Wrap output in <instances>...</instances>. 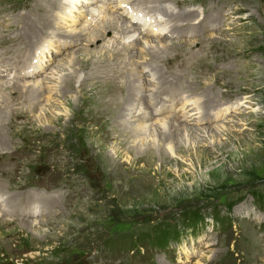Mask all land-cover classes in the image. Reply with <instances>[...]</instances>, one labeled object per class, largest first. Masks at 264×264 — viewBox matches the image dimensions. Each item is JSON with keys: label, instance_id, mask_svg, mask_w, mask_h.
<instances>
[{"label": "rangeland", "instance_id": "obj_1", "mask_svg": "<svg viewBox=\"0 0 264 264\" xmlns=\"http://www.w3.org/2000/svg\"><path fill=\"white\" fill-rule=\"evenodd\" d=\"M43 1L0 0V264H264V205L250 193L264 196V0H153L149 6L136 0L138 9L148 11L146 19L154 16L151 22L168 14L166 20L180 26L167 36L150 34L139 23L137 35L150 38L153 46L172 41L169 50L160 57L154 53L144 66L142 43L134 46L130 36L119 33L133 25L127 13L134 10L115 8L112 13L121 18L113 19L104 5L87 6L81 0L84 15L93 8L91 20L76 12L78 22L66 16L63 23L59 0ZM42 7L46 11L40 13ZM187 12H201L191 18L202 24L193 25L194 31L183 24ZM52 13L55 22L44 29L40 44L52 34L61 39L73 33L83 21L90 23L88 34L68 44L54 43L45 64L29 72L23 61L34 57L39 38L24 35L35 21L42 27ZM32 15L28 27L24 17ZM109 20L115 26L105 28ZM96 35L101 39L91 41ZM28 42L36 45L29 54ZM119 48L121 54L115 55ZM72 57L80 61L75 64ZM82 58L91 59L86 68ZM138 73L150 89L155 84L164 92L172 115H188L189 134L181 139L193 152L162 161L154 148L156 157L147 165L134 154L117 153L115 141L104 142L110 123L103 105L124 102L135 86L129 81H137ZM67 74L71 78L65 81ZM16 81L34 84L33 91L44 88L45 96L32 98V90L25 89L29 84L13 89ZM105 82L109 85H99ZM192 97L219 106L206 112V121H198L200 110L183 104ZM140 120L151 123L148 117ZM158 133L155 146L160 147L163 135ZM39 203L46 206L26 212ZM186 210H196L202 221L174 224L164 233V223H177ZM140 235L150 241L138 242Z\"/></svg>", "mask_w": 264, "mask_h": 264}, {"label": "bare ground", "instance_id": "obj_2", "mask_svg": "<svg viewBox=\"0 0 264 264\" xmlns=\"http://www.w3.org/2000/svg\"><path fill=\"white\" fill-rule=\"evenodd\" d=\"M49 1H52V0H44L43 2H49ZM58 1V0H57ZM81 0H59L58 1V4L56 7H63L64 10H62V14H61V19L63 20V23H65L64 21L67 20L68 18L66 16H70V19L71 21H74L76 18V15H72L73 13H80L81 16H84V17H87L88 20L90 19V17L93 16L94 11H93V8L89 9L88 11H86L88 14L87 15H84V12L82 10L84 6H79V3H80ZM88 3L86 4L87 6H92L94 4L96 5H104L105 7V12L106 13H109V15H111L112 11L116 8V9H122L121 11H123V9H126V11L128 12V10L132 9L135 11V13H131L129 11V13H127L128 15L130 14V18L131 20H129L130 22H132L133 25H130L128 26V24L126 25V27H124L123 29L119 30V33H120V36H123V35H127V36H130L132 39H133V43H134V46L135 45H139V43L141 44L140 45V53L142 54V56L140 57L142 59V61L140 62L141 65H143L142 63L145 61V64H148V62L146 61V59H149L148 57H154L153 55H155L154 53H156V55L158 57H160V54L162 55V53L164 51H167L170 49V45L172 44V41L170 42H167V41H163L162 44L160 43V45H157V46H153L155 44L151 43V39L150 38H144L142 37L141 35L138 36L137 35V30L136 29H139V23H143L144 25H147L148 28H149V32H153L155 33L156 31H159V34H166L167 36H169L170 34L168 33L171 32L173 33L174 35V32H175V28H178L180 27L179 24H173L172 20L167 19V15L163 18V17H157V21H155V19L153 20V22H151V17H154L153 15L149 14L150 17H148L147 19L145 18V16L147 15V10L143 9H138V6L141 5V4H138L136 3L135 1L136 0H117L118 2H116L115 4H112V3H109L108 1H102V0H86ZM143 1V4H145V6H149V4H152L153 3V0H142ZM112 2V1H111ZM135 3V7H134V4ZM47 5V4H46ZM49 5V3H48ZM66 7H65V6ZM50 6V5H49ZM86 7V6H85ZM48 8V7H47ZM144 8V7H143ZM50 9V8H49ZM87 9V8H86ZM97 9V8H96ZM102 10V9H101ZM153 10V9H152ZM150 10V11H152ZM165 10V9H164ZM46 11V7H42V11H40V13ZM154 11V10H153ZM83 12V14H82ZM114 12V11H113ZM118 12V11H117ZM125 11H123L124 13ZM166 12V10H165ZM168 12V11H167ZM177 12V11H176ZM103 13V12H102ZM169 13V12H168ZM86 14V13H85ZM112 17L113 19L116 17L117 19L121 18L120 14L117 13V15H114V13H112ZM173 14V13H172ZM178 14V13H177ZM176 14V15H177ZM183 14V13H182ZM181 14V15H182ZM57 14H51L49 16H46L44 18V25L41 27L40 24L38 25V23L35 21V23L33 24L34 27L32 28V32H26L24 36L26 37H29L31 35H33L34 37H37L39 38V41H38V48H35L36 50L39 49L38 51L35 52V49L34 47H36L35 43H32V42H28L27 43V46H28V54L30 53V50H33V52H31V55H34V57L32 58V56L30 57V59H25L23 61V64H24V68L29 71V72H36L37 69H39L40 67H42L44 63V59L47 57V54L49 53V49L50 47H52V45H54V43H60L61 45L62 44H68L69 42L71 41H74V38H78V39H83V35L84 34H88V31L86 32V22L83 21V24H82V27L80 29L75 28L73 29V33H66L65 36H61V39L58 38V35L57 33L56 34H52V39L50 37V40H46L44 43L42 42L40 44V39H43V32L44 29L48 28L50 25H52L51 23L52 22H55V17H56ZM99 15V14H98ZM107 15V17L109 16ZM179 15V14H178ZM197 15V18L201 15V12L200 13H196V12H187L185 14H183V16L185 17L186 19V22H183V24L185 25H188L187 27L194 31L195 27L193 25H195V23H192V17H195ZM90 16V17H88ZM101 16V15H100ZM170 16V15H168ZM180 16V15H179ZM190 16V17H189ZM111 17V18H112ZM43 18V17H42ZM110 18V19H111ZM129 18V19H130ZM170 18H173L172 16ZM25 21H27V25L29 27V25L31 26V21H34L35 20V16H31V17H24ZM107 18L103 19V20H106ZM214 19V18H213ZM91 20V19H90ZM177 20V19H176ZM179 20V18H178ZM215 20V19H214ZM142 21V22H141ZM78 22V19L77 21H75V23ZM112 20H109L107 22H105L103 25H105L106 27L105 28H108V27H114L115 26V23L113 22ZM62 23V24H63ZM118 23V22H117ZM197 24V23H196ZM76 25V24H75ZM85 25V26H84ZM94 25L97 27L98 24L94 23ZM102 25V26H103ZM107 25H110V26H107ZM137 25V26H136ZM201 22H198L197 25L195 26H201ZM99 27V26H98ZM101 28V27H100ZM104 28V27H103ZM25 30V29H24ZM48 30V29H47ZM196 30V29H195ZM144 31V30H143ZM64 33V32H63ZM61 33V35L63 34ZM190 33V32H189ZM133 34V35H132ZM137 35V36H136ZM147 35V33H146ZM172 35V34H171ZM160 36V35H158ZM151 37V36H150ZM23 38V36H22ZM98 39L100 40L101 38L98 37L97 35L94 36L93 39H90L91 41L95 40V39ZM120 38V37H119ZM167 39V38H166ZM34 40V39H33ZM102 40H104V38L102 37ZM24 41V40H23ZM22 42V41H21ZM27 42V41H26ZM76 42V41H75ZM153 42V41H152ZM18 44V43H17ZM89 44V42H88ZM152 44V45H151ZM11 45H16V44H11ZM20 45V44H19ZM26 45V44H25ZM23 46V45H22ZM21 46V47H22ZM74 46V45H73ZM25 47V46H24ZM49 47V48H48ZM145 47H148V51H146V48ZM154 47L156 49L154 50H151V48ZM13 48V47H12ZM10 48V49H12ZM15 48V47H14ZM19 48V47H17ZM26 48V47H25ZM9 49V48H8ZM21 49V48H19ZM23 49V48H22ZM81 49V48H80ZM13 50V49H12ZM26 50V49H25ZM79 50V48H78ZM11 51V50H9ZM121 51L122 49L119 48V51L117 50V52H115L114 54L115 55H119L121 54ZM16 52V51H15ZM14 52V53H15ZM22 52V51H21ZM25 52V51H24ZM23 52V53H24ZM13 53V52H11ZM17 53V52H16ZM88 53V57H90L91 59L94 57V54L93 52H87ZM74 54V53H72ZM143 54H145L143 56ZM91 55V56H90ZM37 56V57H35ZM1 57V56H0ZM156 57V56H155ZM154 57V58H155ZM31 58L33 61H31ZM76 57H72L71 60H73V62L75 64L78 63V61H80L78 58L77 60H75ZM88 58H82V64L83 66L86 68V65H88L91 61V59ZM131 58V57H130ZM163 58V57H162ZM1 59V58H0ZM70 60V61H71ZM3 61V60H2ZM7 61V60H6ZM5 61V62H6ZM126 62V61H125ZM72 63V62H71ZM70 63V64H71ZM1 64V63H0ZM6 64V63H5ZM4 64V65H5ZM138 65V64H137ZM6 66H8L6 64ZM89 66V65H88ZM144 66V65H143ZM150 66V65H149ZM148 67V65H147ZM155 67H158V66H155ZM2 68V66H1ZM7 68V67H6ZM12 68V67H10ZM142 68V67H141ZM158 69V68H157ZM156 69V70H157ZM5 70V69H4ZM151 72H153V68H150ZM1 71V70H0ZM7 71V69H6ZM5 71V72H6ZM25 71V70H24ZM23 71V72H24ZM39 71V70H38ZM142 69H140L138 72H141ZM21 72V71H20ZM164 72V71H163ZM32 74V73H30ZM101 73H99L100 75ZM162 74V70L160 72V75ZM136 75V74H134ZM133 75V76H134ZM140 78L135 81L134 80H131L129 82H134L135 83V86H136V83L138 84L137 87H133V88H129V92L127 93V95L125 96V101L124 102H118L116 103V106L115 107H108L106 105H103V113L105 115L108 116L109 118V128L105 129L104 130V133H103V140L105 143H108V142H112V141H115L114 143L117 145V150L118 152L117 153H126L125 155L127 157H129V155L131 154H134L136 155L135 156V160L138 161V162H141V161H144V163H146L147 165L149 164H152L153 162V158L156 157L155 153H154V148L155 150H158L156 151L157 155H158V152H160L159 155H161V160L162 161H166L168 159V157L172 156L174 157L175 153H178V154H187V153H191L193 152L194 150L190 147H186V144L184 143V140L181 139V137H183V135H185L186 133L189 134L188 132L189 131H186L187 129V126L186 124L190 122V120L187 118L188 115H186V113H175V115H172L171 113V103L170 100L168 99V97H165L164 95H162L164 92L160 93L159 92V86L158 85H155L153 84V88H151V86H149V83L147 84V79H143V77L141 78V73H138L137 74ZM154 75V74H153ZM71 75L67 74L65 75L63 78L64 80H69L71 77ZM136 76V77H138ZM177 76V75H176ZM70 77V78H69ZM78 77V76H77ZM162 78V77H161ZM148 80H152V79H148ZM158 80V79H157ZM167 80V79H165ZM141 81V82H140ZM156 81V79L154 80ZM30 82V81H29ZM152 82V81H151ZM161 82V81H160ZM164 82V81H163ZM33 83V82H31ZM154 83V82H153ZM159 81L156 83L158 84ZM29 84V83H27ZM27 84H24L22 86L21 83L19 82H15L14 83V87L13 89H19L21 87H26ZM36 84V83H35ZM95 84H98V83H95ZM103 84H107L109 85V83L105 82V83H99V85H102ZM168 84V83H167ZM38 86V85H37ZM34 84L31 85L29 84L25 89H26V92L27 93H31V91L29 90H32V93H31V97H33V95H37L38 93H40L42 96H45V93L46 91L40 88H38V90L35 89L34 90ZM43 87L44 84H43ZM0 89H1V86H0ZM22 90V89H21ZM165 90V89H164ZM29 91V92H28ZM149 91V92H148ZM151 91V92H150ZM154 91V92H153ZM51 92V91H49ZM62 92H64V90L62 89ZM100 92V90H99ZM13 93V92H12ZM29 93V94H30ZM48 93V92H47ZM140 93L142 94V96H140L139 98H135L136 95H140ZM50 94V93H48ZM49 98H50V95H48ZM47 97V95H46ZM173 98V97H172ZM144 102H143V101ZM209 100V99H207ZM189 101V99H184V105L185 103ZM197 101V102H196ZM195 102H192V108L190 109H199L200 110V114H203V117L202 119L200 120V118L198 119V121H206L205 119H207L205 117V115H208L209 112H213V110H217L218 108V104L216 105L215 103V106L214 105H211L209 103H207V101H204L203 100H196ZM218 101V100H217ZM143 102L144 103V106H138L140 105V103ZM160 103V105H158ZM196 103H198V105H196ZM220 103H223V102H220ZM239 104V103H238ZM37 105V103L35 104ZM170 105V106H169ZM182 105V104H181ZM222 105V104H220ZM224 105H226L224 103ZM190 105H187V107H189ZM197 106V107H196ZM180 107V106H179ZM182 107V106H181ZM180 107V108H181ZM186 107V109H187ZM223 107V106H222ZM220 107L219 110H222ZM185 109V110H186ZM214 110V111H215ZM226 110V109H225ZM3 111V110H2ZM0 111V112H2ZM223 111V110H222ZM19 112V111H18ZM154 112L156 114H161V115H157L156 117H151ZM198 113V111H196ZM208 112V113H206ZM227 112V111H226ZM3 113V114H2ZM0 113V120L4 117V111ZM114 113L115 114V118H112L110 117V115ZM196 113V115H197ZM189 114V113H187ZM199 114V115H200ZM3 115V117H2ZM198 116V115H197ZM141 117H148L150 122L151 123H147V121H142L140 120ZM210 118V117H209ZM212 118V117H211ZM152 119V120H151ZM215 119V118H214ZM195 120V119H194ZM2 121V120H1ZM183 121V122H182ZM197 121V122H198ZM175 122L177 123V125H175ZM182 122V123H180ZM201 123V122H200ZM1 125L3 126L4 123H1ZM2 126H0V128H2ZM206 127V126H204ZM204 127H200L201 129L204 128ZM189 129V128H188ZM192 129V128H191ZM3 130V129H2ZM160 131V133L163 135V139H160V137L158 139H160L162 141V145L160 147H157L155 145H157V143L159 142H155L157 141V134H159L158 132ZM201 131V130H200ZM204 131V130H203ZM4 133V132H3ZM2 138L3 136H1V131H0V141H2ZM138 138L142 141L141 143H138L136 140H138ZM151 140V141H150ZM6 141V140H5ZM145 141H150V143H145ZM182 142L178 147L180 150H177L176 149V146H177V142ZM133 142V143H132ZM200 142V141H199ZM152 144L155 146H152ZM161 144V143H160ZM201 144H203V142L201 141ZM143 146H145L143 148ZM159 146V145H158ZM196 149V148H195ZM120 150H125L126 152H122ZM193 150V151H192ZM199 153H202L204 152L202 149L201 151H198ZM204 155V153L202 154ZM107 157H109L108 155H106ZM201 156V155H200ZM160 158V157H159ZM110 159V158H108ZM170 159H174V158H170ZM117 161H115L116 163ZM165 163V162H164ZM0 199H3V196L0 194ZM29 199V197H28ZM40 205L38 206V204H34L33 205V208L32 207H26L27 209V213L31 214L35 211H37L39 208L40 209H43V204L42 203H39ZM42 207V208H41Z\"/></svg>", "mask_w": 264, "mask_h": 264}, {"label": "trees", "instance_id": "obj_3", "mask_svg": "<svg viewBox=\"0 0 264 264\" xmlns=\"http://www.w3.org/2000/svg\"><path fill=\"white\" fill-rule=\"evenodd\" d=\"M251 193V195L253 196V199L255 200V202L256 203H258V204H261V205H264V196L261 194V193H259V192H256V191H251L250 192ZM233 207V205H230V208H232ZM196 210H194V212H192V211H185L184 213H183V215H184V217L182 218V219H178L177 220V223L176 222H165L164 223V228H162V230L164 231V233H165V231L168 229V228H170L171 227V225H174L175 224V226H177L176 224H178V223H183V222H186V223H188L189 225H194V226H196L197 224L196 223H198L200 220L202 221V215L201 214H198L197 212H195ZM191 212H192V214H191ZM194 222V223H193ZM174 231V230H173ZM159 235H162V231L159 233ZM175 236H177V235H175ZM164 238V237H163ZM153 240V239H152ZM145 241H150V239H149V236H147V235H140V239H139V241L138 242H140V243H144ZM165 241L166 240H164V239H162V241H160V243H161V245H165ZM137 242V241H136ZM160 243H155V245L157 244V245H160ZM152 245H154V243L152 244ZM154 245V246H155Z\"/></svg>", "mask_w": 264, "mask_h": 264}]
</instances>
